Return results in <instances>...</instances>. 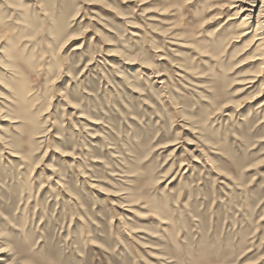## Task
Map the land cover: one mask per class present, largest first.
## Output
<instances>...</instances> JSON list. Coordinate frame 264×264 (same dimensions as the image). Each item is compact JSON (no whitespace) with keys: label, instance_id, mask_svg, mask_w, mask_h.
Masks as SVG:
<instances>
[{"label":"rangeland","instance_id":"374dc122","mask_svg":"<svg viewBox=\"0 0 264 264\" xmlns=\"http://www.w3.org/2000/svg\"><path fill=\"white\" fill-rule=\"evenodd\" d=\"M216 2L0 0L1 263L264 264L259 42Z\"/></svg>","mask_w":264,"mask_h":264},{"label":"bare ground","instance_id":"6f19581e","mask_svg":"<svg viewBox=\"0 0 264 264\" xmlns=\"http://www.w3.org/2000/svg\"><path fill=\"white\" fill-rule=\"evenodd\" d=\"M216 4L212 6V9L214 12L219 10L218 13L214 15L215 18L218 17L221 18L222 16V11L224 9H235L236 14L240 15L242 19L240 20L238 26L240 28H244L246 30L249 28L254 27V35L251 37V43L253 45L257 44V48L255 51L257 53H254L253 57L255 58L256 61H261L260 64V69L258 70V74L256 76H251L249 79L250 84H254L257 82L259 77H263L264 74V0H216ZM211 10V9H210ZM225 11V10H224ZM223 11V12H224ZM230 11V10H229ZM234 11V10H233ZM211 12V13H212ZM211 15V14H210ZM235 15V14H234ZM204 18V17H203ZM214 18V19H215ZM213 19V18H212ZM230 19V18H229ZM208 20V19H207ZM209 21V20H208ZM217 21V20H216ZM214 21V22H216ZM203 22V21H202ZM211 22V21H210ZM213 22V23H214ZM228 23V22H227ZM225 25V24H224ZM222 27V26H221ZM243 30V29H242ZM236 31V30H235ZM239 34V33H238ZM247 35H249V32L241 33L238 35V38H245ZM236 36V35H235ZM247 39V38H246ZM248 40V39H247ZM240 41V40H239ZM249 45V44H248ZM252 46V45H251ZM255 47V46H254ZM254 60V62H255ZM252 61V60H251ZM253 63V61H252ZM258 63V62H257ZM262 79V78H261ZM260 79V80H261ZM247 80V79H246ZM263 82V81H262ZM261 82V83H262ZM249 83H247L249 85ZM263 84V83H262ZM255 85V84H254ZM251 86V85H249ZM263 86V85H262ZM248 88V87H247ZM261 90V88H260ZM259 90V91H260ZM263 91V90H262ZM261 91V92H262ZM259 94V92H258ZM257 96V95H256ZM254 99V98H253ZM252 100V99H251ZM260 107H264V102L261 103ZM6 253V250L0 247V264L5 263L4 255ZM8 254V253H7ZM4 261V262H3ZM3 262V263H1ZM12 264V263H11Z\"/></svg>","mask_w":264,"mask_h":264}]
</instances>
